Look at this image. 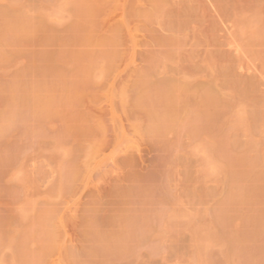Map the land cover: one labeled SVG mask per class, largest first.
<instances>
[{
	"label": "rangeland",
	"instance_id": "374dc122",
	"mask_svg": "<svg viewBox=\"0 0 264 264\" xmlns=\"http://www.w3.org/2000/svg\"><path fill=\"white\" fill-rule=\"evenodd\" d=\"M10 1L0 0V30L24 35H0V92L18 94L11 106L20 108L53 88L42 102L53 115L43 123L47 105L40 115L37 100L29 113L12 109L20 119L11 115L0 137V200H25L11 242L25 264H264V0H101L97 15L87 13L93 0H61L72 13L57 21L40 17L55 0ZM187 6L180 35L176 13ZM174 16L173 31L165 23ZM244 18L263 25L240 29ZM169 51L173 62L161 66ZM32 156L38 166L25 170L39 167L40 194L25 198L6 178ZM6 214L0 205V226Z\"/></svg>",
	"mask_w": 264,
	"mask_h": 264
},
{
	"label": "bare ground",
	"instance_id": "6f19581e",
	"mask_svg": "<svg viewBox=\"0 0 264 264\" xmlns=\"http://www.w3.org/2000/svg\"><path fill=\"white\" fill-rule=\"evenodd\" d=\"M13 1H14V2H17L18 0H17V1L13 0ZM13 1H12L11 4H14ZM40 1H41V0H40ZM50 1H53V0H50ZM50 1H49V3H50ZM63 1H64V0H63ZM71 1H72V0H71ZM82 1H83V0H82ZM89 1H90V0H88V2H89ZM91 1H92V0H91ZM91 1H90V2H91ZM100 1H101V0H98V1L96 2V0H93L94 3H90V4H93V6L90 5L92 9L90 8V9L88 10L87 13L92 14V13L95 11V12H94V13H95L94 15H97V14H96V11H97V10H96V8H95L94 6L96 5V7H97V3H99ZM151 1H154V0H151ZM155 1H156V0H155ZM155 1H154V3H155ZM160 1H161V0H159V2H160ZM176 1H177V0H176ZM216 1H217V0H216ZM9 2H11V1L9 0ZM41 2H42V1H41ZM46 2H47V0H46ZM85 2H86V0H85ZM95 2H96V4H95ZM156 2L159 3L158 0H157ZM217 2H219V1H217ZM18 3H19V1H18ZM18 3H16V4H18ZM51 3H53V4L45 3V4H48V5H51V6H50V9L47 8V6L44 5V6L46 7V9H49V11L46 12V9H45V12H46V13H44L43 16H40V17H41V18L43 17L44 19L46 18V19H48L49 21H52V20H53V21H57L56 18H58V16L61 15L62 13H64L63 11H64L65 8H66V7H65L66 2H62L61 0H55V1L51 2ZM67 3H68V2H67ZM157 3H156V4H157ZM23 4H24V3H23ZM27 4H29V2H28ZM69 4H70L69 6H71V2H70V1H69ZM82 4H83V3H82ZM82 4H81V5H82ZM14 5H15V4H14ZM14 5H13V6H10V7H11L10 9H12V7H14ZM29 5H30V4H29ZM31 5H32V3H31ZM67 5H68V4H67ZM154 5H155V4H154ZM154 5H153V6H154ZM157 5H158V4H157ZM160 5H161V4H160ZM33 6H34V3H33ZM33 6H32V7H33ZM69 6L67 7V10H69V9H68V8H70ZM82 6H83V5H82ZM82 6H81V7H82ZM183 6H184V5H183ZM32 7H31V8L29 7V8L32 9ZM45 7H44V8H45ZM15 8L19 11L18 7H14V9H15ZM20 8H23V7H20ZM78 8H79V7H78ZM93 8H95V9H93ZM177 8H178V7H177ZM188 8H189V6H187L185 9L182 8V11H181L182 13H179V12L176 13V11L174 12V14L176 13V16H177V22H178V23L180 22V24H181L183 21L185 22L183 15L181 16V17H183V19H182L179 15H181V14L190 15V13H189L188 11H189L190 8L192 9V7H190L189 9H188ZM24 9H26V8H24ZM34 9H35V6H34ZM34 9H32V10H34ZM39 9H40V8H39ZM42 9H43V7H42ZM79 9H81V8H79ZM98 9H99V8H98ZM160 9H161V8H160ZM186 9H187L188 11H187ZM17 10H16V11H17ZM28 10H29V9H28ZM40 10H41V9H40ZM67 10H65V12H66ZM71 10H72V9H71ZM180 10H181V9H180ZM180 10H177V11H180ZM192 10H193V9H192ZM192 10H191V11H192ZM18 11H17V13H18ZM20 11L22 12V15H21V16H25V15H26V14L23 15V12H24L25 10L23 11L22 9H20ZM20 11H19V12H20ZM29 11H30V10H29ZM36 11H37V10H36ZM69 11H70V10H69ZM69 11H68V13H66V14L72 13L71 11H70V12H69ZM81 11L84 12V10H82V9H81ZM81 11H80V12H81ZM98 11H100V10H98ZM160 11H161V10H160ZM173 11H174V10H173ZM184 11H185V13H184ZM37 12H38V11H37ZM41 12H42V11H40V13H41ZM43 12H44V10H43ZM158 12H159V11H158ZM187 12H188V13H187ZM40 13H39V15H40ZM84 13H85V12H84ZM151 13H152V12H151ZM172 13H173V12H172ZM172 13H171V14H172ZM191 13H192V12H191ZM1 14H2V13H1ZM7 14H8V13H7ZM20 14H21V13H20ZM41 14H42V13H41ZM64 14H65V13H64ZM64 14H62L61 18H62L63 16H65ZM80 14L82 15L83 13H80ZM80 14H79V15H80ZM85 14H86V13H85ZM85 14H83V16H84ZM99 14H100V13H99ZM2 15L5 16L4 13H3ZM17 15H18V16H16V19H17V21H19L18 18L21 17V16H20L19 14H17ZM165 15H166V14H165ZM83 16H82V17H83ZM85 16H86V15H85ZM85 16H84V18H85ZM156 16H157V15H156ZM178 16H179V17H178ZM184 16H185V15H184ZM193 16H194V15H193V13H192L191 17L193 18ZM5 17H6V16H5ZM14 17H15V16H14ZM79 17L82 18L81 16H79ZM98 17H99V16H98ZM189 17H190V16H188V19H189ZM12 18H13V17H11V19H12ZM41 18H40V19H41ZM59 18H60V16H59ZM86 18H87V17H86ZM88 18H89V17H88ZM164 18H165V17H164ZM170 18H172V17H170ZM170 18H169V20H170ZM180 18H181V19H180ZM192 18H190V19L193 20L194 18H193V19H192ZM6 19H7V18H5V21H6ZM13 19H14V18H13ZM16 19H14V20H16ZM21 19H23V20L21 21L23 24H24V22L26 23L27 21H26V20L24 21V19H27V15H26L25 17L20 18V20H21ZM46 19H45V20H46ZM82 19H83V18H82ZM148 19H149V18H148ZM159 19H160V18H159ZM172 19H173L174 21H173ZM172 19H171V22H172V21H173V22H176V18H175V16H174V18H172ZM178 19H180V20H178ZM190 19H189V20H190ZM248 19H249V18H248ZM248 19H245V18H244V19H238V20L240 21L239 23H237L238 21L236 22V23L239 25L238 28L240 27V29H244V28L247 29V28H249V26L251 27V24H254V25H255V22H257V21H258V23H259V20H256V19H258V17H257L256 19H254V22H253V20H250V19L248 20ZM259 19H260V18H259ZM8 20H9V19H8ZM8 20H7V22H8ZM14 20H13V21H14ZM41 20H43V19H41ZM83 20H84V19H83ZM87 20H88V19H87ZM165 20H167V19H165ZM165 20H164V21H165ZM191 20H190V22H191ZM17 21H14V22H17ZM261 21H262V19H261ZM261 21H260V22H261ZM21 22L19 21V23H18V22H17V23L20 24ZM43 22H44V21H43ZM43 22H42V23H43ZM46 22H48V21H46ZM46 22H45V23H46ZM90 22H91V20H90ZM169 22H170V21H169ZM173 22H172V23H173ZM177 22H176V23H173V25H172V23H171L172 26L169 25V23L166 22L167 24L165 23V25H166L165 27H166V28L169 27V26H170V27H175V29H174V28H171V29H173V31H174V30H176V26H174V25H177ZM184 22L182 23L183 25H178V26H180V29H181V30H180L179 27H178V28H177L178 32H177V30H176L175 33H179V31H180V35L183 34V33L181 34V32L183 31V29L186 28ZM11 23H13V22L11 21ZM11 23H10V21H9V24L12 26ZM17 23H13V25L16 24V26H17ZM50 23H53V22H50ZM50 23H49V24H50ZM54 23H55V22H54ZM54 23H53V24H54ZM163 23H164V22H163ZM86 24H90V23H89V22H86ZM121 24H122V23H121ZM121 24H119V25H121ZM124 24H125V23H124ZM259 24H260V25H261V24L263 25V23H259ZM259 24H258V25H259ZM26 25H28V24H26ZM26 25H25V26H26ZM43 25H45V24H43ZM119 25H118V27H119ZM163 25H164V24H163ZM167 25H168V26H167ZM262 25H261V26H262ZM4 26H5V25H4ZM16 26H15V27H16ZM49 26H50V25H49ZM53 26H54V25H53ZM87 26H88V25H87ZM93 26H94V25H93ZM115 26L117 27V25H115ZM121 26H122V25H121ZM181 26H183V27L181 28ZM0 27H1V25H0ZM12 27H13V26H12ZM12 27H11V28H12ZM18 27H19V26H18ZM21 27H22V26H21ZM28 27H30V26H26V27H25V31H26V32L28 31V30H27ZM46 27H48L47 24H46ZM51 27H52V26H51ZM118 27H117V28H118ZM170 27H169V29H170ZM184 27H185V28H184ZM2 28H3V27H2ZM4 28H5V30H3ZM4 28L0 30V35L5 36L6 32L12 31L11 34H8V33H7V34L12 36L13 33H14V35L12 36L14 39H18V36L15 37L16 34H18L19 32H21L22 29L24 30V28H22V29L19 28V31L16 33V32L13 31V29H11V28H9L8 31H7V30H6L7 26H5ZM26 28H27V29H26ZM53 28H54V27H53ZM258 28H259V26H258ZM263 28H264V26H263ZM263 28L259 29L258 31H260V30H261V31H264ZM29 29H30V28H29ZM85 29H86V28H85ZM89 29H90V28H89ZM115 29H116V28H115ZM186 29H187V28H186ZM2 30H3V34H1ZM20 30H21V31H20ZM121 30H122V29L120 28V31H121ZM248 30H249V29H248ZM5 31H6V32H5ZM91 31H92V30H91ZM184 31H185V30H184ZM184 31H183V32H184ZM85 32H86V31H85ZM185 32H186V31H185ZM185 32H184V33H185ZM4 33H5V34H4ZM9 33H10V32H9ZM87 33L90 34V33H89V30H88ZM87 33H86V34H87ZM22 34H23V31H22L21 34H18V35L20 36V35H22ZM23 35H24V34H23ZM115 35H118V34H114V36H115ZM11 36H10V37H11ZM5 37H7V36H5ZM118 38H119V35H118ZM3 39H4V37L1 36V37H0V40H2V41H0L1 43H5V41H6L5 39H6V38L4 39V41H3ZM7 42H8V41H7ZM175 49H176V48H175ZM169 52H170V51H169ZM169 52H168V54L166 55V57L163 56L164 61H163V59L161 58L162 63L159 62V61H157V63H158V62L161 63V66H162V65H163V66H164V65L166 66V64L168 63V61H169V64H170V62L172 63L173 60L170 61L171 58H172V59L174 58L175 53H176V55H178V54H177L176 50H174L173 53H174V52H175V53H174L173 57H171L173 53L171 54V52H170V53H169ZM53 54H58V53H53ZM61 55H62V54H60V55L58 54L57 56H53V57H51V58L54 59V58L57 57V58L59 59V58H62V57H60ZM169 55H171V56L169 57ZM176 55H175V57H176ZM58 56H59V57H58ZM167 57H169V58H167ZM51 58H50V59H51ZM166 58H167L168 60H167ZM0 60H1V59H0ZM166 60H167V61H166ZM165 61H166L167 63H166ZM110 62H111V61H110ZM165 63H166V64H165ZM99 64H100V63H99ZM94 65H96V64H94ZM100 65H101V64H100ZM100 65H97V68H98V66H100ZM159 66H160V64H159ZM167 66H169V65L167 64ZM171 66H172V65H171ZM92 67H93L94 70H95V67H96V66H93V65H92ZM92 67H91V68H92ZM99 68H100V67H99ZM87 71H88V70H87ZM103 71H104V69H103ZM103 71H102L101 68H100V70L97 71L96 73L98 74L99 72H101V74H102ZM88 74H90V73H88ZM227 74H228V73H227ZM98 75H100V74H98ZM228 75H229V74H228ZM228 75H227V77H223V78H224V79H225V78L228 79ZM86 76H87V75H86ZM87 78H89V75H88ZM233 78H235V77H233ZM91 79L93 80V79H95V78H93V77L91 78V77H90L89 80H91ZM224 79H223V80H224ZM226 79H225V81H226ZM229 79H231V78L229 77ZM231 80H233V79H231ZM87 81H88V80H87ZM94 81H95V80H94ZM244 81H246V82L244 83V85L247 87V89L249 90V92H250V89L254 90V92H255V88H254V87L257 86V85H255L256 83H254L253 81H250V80H248V81H247V80H244ZM181 82H182V81H180V85H183V86H184V84H185L187 81H184V84H183V83L181 84ZM233 82H234V81H233ZM188 83H189V82H188ZM234 83H235V82H234ZM226 84H227V83H226ZM229 84H231V83L229 82ZM235 84H236V83H235ZM32 85H34V84H32ZM44 85H45V84H44ZM176 85H177V84H176ZM254 85H255V86H254ZM1 86H2V85H1ZM36 86H38V85H36ZM50 86H51V85H50ZM174 86H175V85H174ZM174 86L171 87L172 90H173V89H176L177 87H180L179 85L175 86L176 88H175ZM188 86H189V85H188ZM224 86H225V84H224ZM232 86H233V84H232ZM237 86H239V85H237ZM39 87H40V86H38V89H39ZM46 87H47V86H46ZM53 87H54V86H53ZM185 87H186V86H185ZM227 87H228V86H227ZM230 87H231V86H230ZM0 88H4V87H0ZM5 88H6V87H5ZM47 88H49V86H48ZM47 88H45V90H47V91H48V94L50 95L49 92H51V90H52L53 88H52V86H51L49 89H47ZM236 88H237V87H236ZM253 88H254V89H253ZM256 88H257V87H256ZM11 89H12V87H11ZM30 89L33 90V88H30ZM179 89H180V88H179ZM186 89H187V88H186ZM4 90H5V89H4ZM32 90H31V91H32ZM35 90H37V88H35L34 91H35ZM40 90L45 91V90H43V89H40ZM176 90H177V89H176ZM248 90H244L245 93H247ZM252 90H251V91H252ZM0 91H1V89H0ZM8 91H9V90H8ZM47 91L45 92V93H46V94H45V95H46V96H45L46 98L48 97ZM178 91H179V90H177V93H178ZM181 91H182V90H181ZM244 91H242V92H244ZM5 92H7V91L5 90ZM5 92L3 91V92H0V93L3 94V93H5ZM40 92H41V91H40ZM166 92H167V91H166ZM174 92H175V91H174ZM240 92H241V91H240ZM242 92H241V93H242ZM15 93H16V92H15ZM18 93L20 94L21 92H18ZM23 93H24V91H23ZM30 93H31V92H30ZM34 93H35V92H32V94H34ZM36 93H37V92H36ZM168 93H169V92H168ZM8 94H12V96H14L13 99H15V96H16V95H17V96H16L17 98H20V97H18V94L14 95L12 92H8L7 95H6V93H5L6 96H5L4 94H3V95H0V96H5L4 98H3V97H2V98L0 97V137H1V136L4 137V135L7 136V132H9L8 129H10V128H9V127H10L9 123L12 122V120H11L12 116H11V115H14V120H15V117L18 118V120L20 119L19 117L15 116V115H17L18 112L21 114V112L18 111L16 114H14L12 111L14 110V111L16 112L15 109H19V110H20V108H23V111L25 110V111H27V112L29 113L28 110H30V109L33 110V109H34V108H32L33 104H35L37 101H38L37 103H39V97H40L39 94H41V93H37V94L39 95V97H36V94H34V96H32V97H33L32 102L34 101V103H32V105H30L31 108H30L29 106H26V105L23 104V103L21 104V101H22V100H19L20 102H19L18 104L25 105V106H20V105H19L20 108H13V107H17V106H14V105L11 106V103H12V104L14 103L15 105H17V104H16V102H17L16 100H18V99H15V100H13V102H10V101H12V100H11V99H12V98H11L12 96L9 95V97H8ZM28 94H29V93H28ZM32 94H31V95H32ZM43 94H44V92H42L41 95H43ZM52 94H53V93H52ZM164 94H167V93H164ZM173 94H174V98L176 99V96H175V95H176V92L173 93ZM218 94H219V93H218ZM243 94H244V93H243ZM243 94H242V95H243ZM248 94L250 95V94H252V93H248ZM20 95H22V94H20ZM20 95H19V96H20ZM171 95H172V94L169 93V95H167V97H169V96H171ZM216 95H217V94H216ZM244 95L247 96V94H244ZM244 95H243V97H244ZM249 95H248V96H249ZM10 96H11V97H10ZM43 96H44V95H43ZM43 96H41L42 99H40V100H42V101H40L41 104H40V103H39V104L36 103V105H37V106L39 105V106H41V107H42V104H43V106L47 105V106H45V107H46V108L49 107L48 110H45L46 108H45V107H42V110L45 111V113H43L42 110H39V109H40L39 106H38V109H36L37 107H36V105H34V107H35L34 111H37V110L40 111V115H42V114H41V112H42V113H43L42 117H43L45 114H47V113H48V115H49V112H50V111H52V112H50V113H52L51 115H53V114H54V111H53V110H54V109H53L54 107H51L52 110L49 111V109H50V104H52V103H51V102H52V101H51V98H53V97H51V98L48 97V100L51 101L50 103L47 102L48 100H46V99H45V100H46V103H45V101H44V103H42V102H43V98H45V97H43ZM214 96H215V95H214ZM214 96H213V97H214ZM219 96H220V95H219ZM7 97H8L9 99H10V98H11V99L9 100ZM22 97H24V96H22ZM29 97L31 98V96L28 95V100H29ZM34 97H35V98H34ZM41 97H40V98H41ZM165 97H166V95H165ZM165 97H164V98H165ZM172 97H173V96L169 97V99H171ZM215 97H216V96H215ZM36 98H38V99H36ZM34 99H35V100H34ZM166 99H167V98H166ZM169 99H168V100H169ZM215 99H216V98H215ZM23 100L25 101V99H23ZM36 100H37V101H36ZM172 100H174V99H172ZM172 100H170V101H166V102H167V103H168V102L170 103ZM24 101H22V102H24ZM35 101H36V102H35ZM175 102H176V101H175ZM164 103H165V102H164ZM179 103H180V102H179ZM162 104H163V103H162ZM175 104H176V107H177V110H178L177 103H175ZM175 104H174V105H175ZM19 106H18V107H19ZM51 106H52V105H51ZM163 106H164V105H163ZM163 106H162V107H163ZM237 106H238V105H237ZM240 106H241V105H240ZM24 107L27 108V110L24 109ZM160 107H161V106H160ZM160 107H159V108H160ZM170 107L173 108V109L175 108V107H173V104H172ZM170 107H164V110H165V108H170ZM179 107L181 108V106H179ZM8 108H9V109L11 108V109L8 110ZM28 108H30V109H28ZM43 108H44V109H43ZM233 108H234V107H233ZM237 108H238V107H237ZM239 108H240V107H239ZM12 109H13V110H12ZM175 109H176V108H175ZM234 109H235V108H234ZM234 109H232V110H234ZM240 109L242 110V108H240ZM7 110H8V111H7ZM162 110H163V109H162ZM177 110H175V111H177ZM235 110H236V109H235ZM238 110H239V109H238ZM21 111H22V109H21ZM23 111H22V112H23ZM38 111H37V112H38ZM46 111H47V113H46ZM156 111H159V110H156ZM172 111H174V110H172ZM180 111H181V109H180ZM37 112H33V114H37ZM160 112H162V111L160 110ZM163 112H164V111H163ZM168 112H169V111H168ZM168 112L166 111L165 113H167V114L170 116V114H171L172 112H169V113H168ZM177 112H179V110H178ZM231 112H232V111H230V113H231ZM239 112H240V111H239ZM33 114H32V116H33ZM38 114H39V113H38ZM38 114H37V115H38ZM167 114H166V115H167ZM175 114H176V113H175ZM28 115H29V114H28ZM40 115H39V117H36V118H40V117H41ZM48 115H47V116H48ZM166 115H165V116H166ZM173 115H174V114H173ZM239 115H241V113H240ZM239 115H238V116H239ZM18 116H19V115H18ZM24 116H25V117H23V113H22V117L20 116V117H21V120H23V121L25 120L24 118H26L27 115H24ZM35 116H36V115H34V117H32L33 120H34ZM47 116H46V120H47V118H49V117H47ZM171 116H172V115H171ZM171 116H170V118H171ZM50 117H51V116H50ZM163 117H164V116H163ZM174 117H175V115H174ZM240 117H242V116H240ZM22 118H23V119H22ZM27 118H29V117H27ZM156 118H157V117H156ZM164 118H167V116L164 117ZM172 118H173V117H172ZM41 119H42V118H41ZM41 119L38 120V121H41ZM44 119H45V118L43 117V123H44ZM49 119H50V118H49ZM167 119H168V118H167ZM173 119H175V118H173ZM173 119H172V120H173ZM18 120H16V121H17L18 123H20V121H18ZM27 120H28V119H27ZM27 120H25L26 122H24V123H28ZM29 120H30V119H29ZM33 120H31V121H33ZM46 120H45V121H46ZM154 120H155V119H154ZM160 120H161V119H160ZM160 120L158 119L157 122L160 123ZM238 120H239V119H238ZM242 120H243V119H242ZM38 121H37V122H38ZM35 122H36V121H35ZM41 122H42V121H41ZM41 122H38V123H41ZM242 122H243V121H242ZM14 123H15V121H14ZM32 123H33V122H32ZM164 123H165V122H164ZM12 124H13V123H12ZM21 124H22V123H21ZM167 124H168V123H167ZM169 124H171V123H169ZM14 125H15V124H14ZM14 125H11V126H13V129L15 130L14 127H15L16 125H15V126H14ZM17 125H20V124H17ZM22 125L24 126V124H22ZM25 125H26V124H25ZM8 126H9V127H8ZM20 126H21V125H20ZM167 126H169V125H167ZM164 127H165V126H164ZM11 128H12V127H11ZM229 128H230V127H229ZM233 128H234V127H233ZM153 130H154V129H153ZM157 130H158V129H157ZM12 131H13V130H12ZM36 131H37V130H36ZM11 133H12V132H11ZM13 133H14V132H13ZM13 133H12V134H13ZM33 135H34V134H33ZM34 136H35V135H34ZM29 137H30V136H29ZM37 137H38V136H37ZM30 138H31V137H30ZM35 138H36V137H35ZM3 139H4V138H3ZM3 139L0 138V141L2 140V142H3ZM38 140H39V139H38ZM52 140H53V139H52ZM52 140H51V142H52ZM44 141H45V140H44ZM44 141H43V142H44ZM54 141H55V140H54ZM2 142H1V143H2ZM36 142H37V141H36ZM39 142H41V140H40ZM47 142H48V141H46V143H47ZM3 143H4V142H3ZM46 143H45V144H46ZM48 143H49V142H48ZM54 143H56V142H54ZM59 143H60V142L58 141V144H59ZM38 144H39V143H38ZM61 145H62V144H61ZM46 146H48V145H46ZM52 146H53V145H52ZM58 147H60V146H58ZM61 147L63 148V146H61ZM65 147H67V146H65ZM26 148H27V147H26ZM28 148L30 149L31 147L29 146ZM42 148H43V147H42ZM42 148H41V149H42ZM47 148H48V147H47ZM39 149H40V148H39ZM51 149H52V147H51L49 150H51ZM53 149H54V151L56 152L55 145H54ZM53 149H52V150H53ZM60 150H61V148H60ZM30 151H32V150L30 149ZM34 151H35V150H34ZM36 151H38V150H36ZM40 151H41V150H39L38 152H40ZM43 151H44V150H43ZM61 151H62V152H65V151H63V150H61ZM23 152H24V151H23ZM55 152H54V153H55ZM57 152H58V150H57ZM62 152H61V153H62ZM45 153H46V152H45ZM45 153H42V154L40 153V154L43 155V157H45ZM1 154H2V153H1ZM31 154L34 155L35 153L33 152V153H31ZM40 154H39V155H40ZM25 155H26V154H25ZM25 155H24V156H25ZM48 155H49V154H48ZM51 155H56V154H53V153H52ZM51 155H49V156H51ZM57 155H58V154H57ZM57 155H56L55 158H56V159H59V156L57 157ZM22 156H23V155H22ZM22 156H21V157H22ZM49 156H48V157H49ZM3 157H4V156H3ZM38 157H40V156H38ZM48 157H47V158H48ZM4 158H5V157H4ZM9 158H10V157H9ZM18 158H19V157H18ZM34 158H35V157H33V156L30 157V158H29V157H24L23 160H21V161H19V159H17L19 162L16 161V163H15L14 165H12V166L10 165L11 168H10V166H9L10 169H8V170H10V171H12V172H10V173L7 174V175H8V178H6V179H8V181H10V182H12V181H13V182H17V185H18L19 188H21V190H22V192H23V196H24L25 198L28 197V195L32 196V195H39V194H40L39 188H40V183H41V182H40V181H41V176L39 177L40 174H38V172H41V171H39V170H40V169H38L39 167H38V168H32L33 166H35V165H33V164H35L34 162L37 163V161H34V162L31 161V160H33ZM36 158H37V157H36ZM36 158H35V159H36ZM49 158H50V157H49ZM51 158H52V156H51ZM55 158H53L52 160L55 161V160H56ZM2 159H3V158H2ZM45 159H46V158H45ZM207 159H208V158H207ZM46 160H48V159H46ZM49 161H50V160H49ZM13 162H15V161L13 160ZM27 162H28V163H30V162L33 163V164H32L33 166H32V167L30 166V167H31V170H29V171L25 170V166H27ZM51 162H52V161H50V163H51ZM55 162H56V164L58 163L57 161H55ZM0 163H1V162H0ZM5 163H6V162H5ZM31 163H30V165H31ZM11 164H12V163H11ZM8 165H9V164H8ZM28 166H29V165H28ZM37 166H38V163H37V165H36L35 167H37ZM55 167H56V166H55ZM40 168H43V166H42V167L40 166ZM4 170H5L4 172H6V169H4ZM4 172H3V173H4ZM17 172H20V174H21V172H22L21 176H19V175L17 174ZM53 172H54V171H53ZM55 173H56V172H55ZM41 175H43V173H42ZM1 176H2V175H1ZM3 176H4V175H3ZM5 176H6V175H5ZM3 178H5V177H3ZM42 178H44V177L42 176ZM6 179H4V181H5ZM2 181H3V180H2ZM2 181H1V182H2ZM6 182H7V180H6ZM46 182H47V181H46ZM3 183H4V182H3ZM8 183H9V182H8ZM53 183H54V182H53ZM4 184H5V183H4ZM14 184H15V183H14ZM56 186H57V185H56ZM51 187H52V186H51ZM44 189H45V188H44ZM50 189L52 190V188H50ZM56 189H57V188H56ZM7 190H8V189H7ZM53 190H54V189H53ZM20 192H21V191H20ZM56 193H57V192H56ZM58 193H59V192H58ZM21 195H22V194H21ZM19 196H20V195H19ZM28 201H29V199H28ZM34 201H35V200H34ZM30 203H31V200H30ZM21 204H25V200H22V201H21V200H13V201H8V200L5 201V200H4V202L0 200V205H2V206L4 207V209H5L6 213H7V214H6V217L4 218V220H3V222H2V226H0V227H1V228H0V236H1V239H0V264H25V263H26V261H25V255H26V254L23 253L22 250L20 251V250H18V249H14V247L11 246V242H13V241L16 239V237L19 236V235H18V233H19V228H20V225H21L23 219L25 218V214H21V211H20V213L16 211L18 208H20L19 206H20ZM31 204H32V203H31ZM23 206H24V205H23ZM31 206H32V205H31ZM31 206H29V207L31 208ZM26 207H27V206H26ZM26 207H25V208H26ZM29 207H28V208H29ZM33 207H34V206H33ZM25 208H24V209H25ZM33 209H34V208H33ZM31 210H32V209H31ZM31 210H30V211H31ZM30 214H31V213H30ZM27 215H28V214H27ZM36 217H37V216H36ZM32 218H33V217H32ZM29 219H31V218H29ZM40 221H41V218H40V219H37L36 221H32V227L35 228V230H36V228H39L40 223H41ZM25 223H26V222H25ZM25 226H26V225H25ZM39 229H40V228H39ZM19 234H20V233H19ZM20 237H21V236H20ZM206 240H207L206 237H205V238H204V237H200L199 240H198V242H199V244L203 247L202 244H203L204 242H206ZM15 241H16V240H15ZM31 241L35 242V238H31ZM12 244H13V243H12ZM16 245H17V244H16ZM21 245H22V244H21ZM5 249H8V250H9V251H8V254L5 253L6 251L4 252ZM27 261H28V260H27Z\"/></svg>",
	"mask_w": 264,
	"mask_h": 264
}]
</instances>
